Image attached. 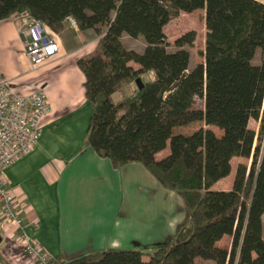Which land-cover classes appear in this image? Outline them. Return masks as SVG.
I'll use <instances>...</instances> for the list:
<instances>
[{
    "label": "trees",
    "instance_id": "1",
    "mask_svg": "<svg viewBox=\"0 0 264 264\" xmlns=\"http://www.w3.org/2000/svg\"><path fill=\"white\" fill-rule=\"evenodd\" d=\"M199 8L203 61L188 69L195 32L175 37L168 51L163 26L178 11ZM22 11L54 33L72 18L98 34L93 52L76 60L91 108L86 144L114 167L140 162L188 211L173 236L150 248L95 250L50 264H264V58L253 62L264 49V0H0V20ZM123 35L140 37L142 50L127 48ZM148 71L153 78L137 88L135 78ZM130 83V93L112 97ZM192 121L203 125L173 131ZM233 156L248 165L235 166L229 189L212 187L229 174ZM223 235L228 248L216 245Z\"/></svg>",
    "mask_w": 264,
    "mask_h": 264
},
{
    "label": "crops",
    "instance_id": "2",
    "mask_svg": "<svg viewBox=\"0 0 264 264\" xmlns=\"http://www.w3.org/2000/svg\"><path fill=\"white\" fill-rule=\"evenodd\" d=\"M25 21L0 20V81H9L17 93L41 84L49 105L34 149L3 172L6 186L24 203L27 234L53 258L66 259L95 250L150 248L165 242L188 218L179 194L163 187L140 162L114 167L85 142L91 108L76 60L93 52L98 34L67 23L62 31L52 32L58 53L27 72L21 46L26 31H20ZM238 157H231L229 174L212 187L220 188L216 185L227 179V186L220 189L230 188L235 169L231 161ZM0 235L1 256L6 264H15L7 256L17 251L12 244L17 240L14 225L3 224ZM224 237L229 236L223 235L216 245L222 246ZM13 253L17 263L32 264L30 256Z\"/></svg>",
    "mask_w": 264,
    "mask_h": 264
},
{
    "label": "built area",
    "instance_id": "3",
    "mask_svg": "<svg viewBox=\"0 0 264 264\" xmlns=\"http://www.w3.org/2000/svg\"><path fill=\"white\" fill-rule=\"evenodd\" d=\"M18 14L26 20L20 28V31H26L21 46L29 69L34 70L58 53V43L40 20L26 11ZM68 23L76 26L72 18ZM48 112L43 85L26 93H17L9 81H0V229L8 222L14 225L23 253L30 256L34 264H50L52 256L27 234L22 215L24 203L6 186L3 172L34 149L41 135V120Z\"/></svg>",
    "mask_w": 264,
    "mask_h": 264
},
{
    "label": "rangeland",
    "instance_id": "4",
    "mask_svg": "<svg viewBox=\"0 0 264 264\" xmlns=\"http://www.w3.org/2000/svg\"><path fill=\"white\" fill-rule=\"evenodd\" d=\"M13 20H21L23 17H20L19 14L14 15ZM187 30H193L195 32V38L193 41V44L189 47H187V51L189 54V60H188V69H190L192 66H194L196 63L202 62L203 57L200 55V51L203 50L204 48V35H205V27H204V10L203 9H195L192 10L191 12H182L178 11L177 14L173 17H171L163 26V31L166 37V41L169 43L167 46V50L171 51L174 48L170 45L175 37L180 35L181 33L187 31ZM121 42L127 47L134 49L137 52H140L143 48V41L140 37L137 38H131L128 37L127 35H123L121 37ZM25 58V57H24ZM262 58H264V49H257L255 51L254 57H253V62L258 63ZM26 61V68L27 72H29V63L28 60L25 58ZM132 64V62H130ZM153 78V72H146L142 74L141 79L143 81H146L147 79H152ZM132 86H134L133 83L124 85L120 90H118L114 94V99L118 98L120 95H123L125 93H130L132 91ZM134 88V87H133ZM195 107H201L202 106V99L199 97H195L194 104ZM262 108H264V101H262ZM202 124L201 121H192L188 123L187 125L184 126H177L173 129L174 132H179L182 134H188L192 132L193 130L197 129L200 127ZM247 126L250 129H253L257 131V121L253 118H249L247 122ZM213 131L218 134L220 131L214 127ZM257 141H254V144H256ZM166 154V147L165 150L160 151L157 153V157L163 156ZM238 163H243L248 165L249 159L243 158V157H238L235 158L231 161V164L233 166V169ZM227 179L220 181L216 187L220 188H225L226 181ZM262 220H264V215H262ZM262 235H264V231H262ZM229 242H228V239ZM230 243V236L229 237H224L219 244L228 248ZM13 246L17 249L14 250L13 252H17V254H22V246L19 240H15L12 243ZM9 252L7 254L9 260L11 262H14L15 264L17 263V256H15L16 253ZM21 252V253H20ZM3 258V257H2ZM4 260V259H3ZM31 259V263H32ZM5 262V260H4ZM34 264V263H32Z\"/></svg>",
    "mask_w": 264,
    "mask_h": 264
},
{
    "label": "water",
    "instance_id": "5",
    "mask_svg": "<svg viewBox=\"0 0 264 264\" xmlns=\"http://www.w3.org/2000/svg\"><path fill=\"white\" fill-rule=\"evenodd\" d=\"M134 82H135L137 88L142 85V79L140 77L135 78ZM0 241H1V235H0Z\"/></svg>",
    "mask_w": 264,
    "mask_h": 264
}]
</instances>
